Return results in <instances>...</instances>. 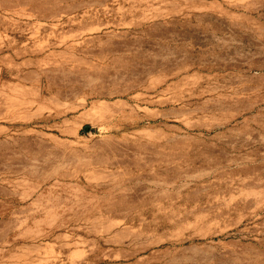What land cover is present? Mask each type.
<instances>
[{
	"label": "rangeland",
	"instance_id": "374dc122",
	"mask_svg": "<svg viewBox=\"0 0 264 264\" xmlns=\"http://www.w3.org/2000/svg\"><path fill=\"white\" fill-rule=\"evenodd\" d=\"M0 264H264V0H0Z\"/></svg>",
	"mask_w": 264,
	"mask_h": 264
},
{
	"label": "water",
	"instance_id": "95a60500",
	"mask_svg": "<svg viewBox=\"0 0 264 264\" xmlns=\"http://www.w3.org/2000/svg\"><path fill=\"white\" fill-rule=\"evenodd\" d=\"M85 129H88V126H86Z\"/></svg>",
	"mask_w": 264,
	"mask_h": 264
}]
</instances>
